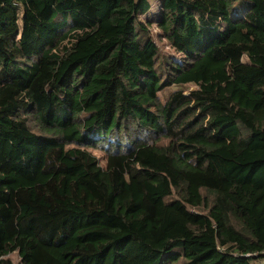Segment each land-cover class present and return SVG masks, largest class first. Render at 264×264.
<instances>
[{
  "label": "trees",
  "instance_id": "16d2710c",
  "mask_svg": "<svg viewBox=\"0 0 264 264\" xmlns=\"http://www.w3.org/2000/svg\"><path fill=\"white\" fill-rule=\"evenodd\" d=\"M151 8L0 0V264H264V0Z\"/></svg>",
  "mask_w": 264,
  "mask_h": 264
},
{
  "label": "rangeland",
  "instance_id": "374dc122",
  "mask_svg": "<svg viewBox=\"0 0 264 264\" xmlns=\"http://www.w3.org/2000/svg\"><path fill=\"white\" fill-rule=\"evenodd\" d=\"M150 1H151L152 8L149 11V13H147L145 16H141V19L152 21L151 30L155 37V40L160 45L161 52L163 55L166 54L168 56L180 57L181 54L177 53L172 47L169 46L166 39L160 36L161 30L156 24V20L159 18L160 12H161L162 0H150ZM176 88H178V86L173 85L172 87L164 91H161L160 92L161 98L165 100L169 96L170 92ZM9 258H11L14 262H17V263L20 262V256L17 251L12 252L9 255Z\"/></svg>",
  "mask_w": 264,
  "mask_h": 264
}]
</instances>
